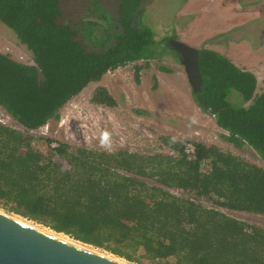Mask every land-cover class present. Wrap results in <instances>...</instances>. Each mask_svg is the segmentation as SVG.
Returning a JSON list of instances; mask_svg holds the SVG:
<instances>
[{
	"label": "trees",
	"instance_id": "1",
	"mask_svg": "<svg viewBox=\"0 0 264 264\" xmlns=\"http://www.w3.org/2000/svg\"><path fill=\"white\" fill-rule=\"evenodd\" d=\"M145 1L120 0L118 30L106 40L112 46L97 52L60 21L61 0H0V22L34 62L0 52V107L21 127L0 122V209L131 264H264V228L222 211L264 216L263 167L200 142L188 160L179 139H164L174 157L107 153L34 135L108 72L157 56L154 32L135 24ZM200 53L204 88L192 92L194 101L230 141L264 160L257 77L215 51ZM92 101L116 106L104 88Z\"/></svg>",
	"mask_w": 264,
	"mask_h": 264
},
{
	"label": "rangeland",
	"instance_id": "2",
	"mask_svg": "<svg viewBox=\"0 0 264 264\" xmlns=\"http://www.w3.org/2000/svg\"><path fill=\"white\" fill-rule=\"evenodd\" d=\"M61 1L60 21L77 31V39L88 51L100 52L105 46H112V43H106V40L109 34L114 35L118 30L120 0ZM186 1L146 0L142 6L143 16L139 17L135 24L139 26L144 23L154 32L158 43L157 56L151 60L137 61L108 72L100 82L91 83L68 103L62 109L59 119L52 120L47 126L34 132V135L62 141L73 147L107 153L126 150L140 155L165 154L174 157L178 156V153H174L164 139H179L183 144L200 142L207 146H217L224 152L264 168V160L253 148L248 144L237 146L229 140L230 134L219 128L214 116L201 111L192 97V88L177 54L166 48L169 40H180V32L177 29L187 28V23L178 21V13ZM217 2L223 1L199 0L193 6L194 10L203 12L202 15H194V20L196 18L198 20L195 21L196 25L191 35L199 38L195 42L196 49L210 50V46L213 45H209L211 40L206 41L211 39L206 37V33L212 34L215 30H224L225 21H229L231 17L229 11L221 9L220 3ZM261 2L259 7H261V17H264V0ZM228 4L231 5V2ZM239 4L246 5L247 0H240ZM230 5L227 7L229 8ZM221 35L223 36L213 34L216 39L220 38L219 40L226 36V34ZM233 38L238 39L236 43L231 44V41L229 43L228 39ZM244 41L252 45L253 52H258L246 54L245 46L242 45ZM232 45L237 46L232 50L234 52L230 49ZM220 46L222 47L217 48L220 52L218 50L216 52L220 54L231 52V60H236L241 67L263 69L260 71L262 74L258 93L264 91V66L262 67L260 63L264 55L262 58L258 57L260 54L258 47L264 46L256 41L251 28L244 27L236 33H231L227 41ZM0 52L23 64L34 63L32 54L19 42L15 32L1 22ZM254 60H256L255 65L251 63ZM99 88H104L110 93L116 101L115 107L99 105L92 101ZM233 101L242 103L237 94H234ZM0 122L21 129L1 107ZM105 131L110 133L109 146H102L100 143L102 133ZM53 146L57 147L58 144L54 142ZM178 194L198 200L207 207L213 205L206 199H197L194 195L187 196L182 192ZM0 210L8 213L3 209ZM222 211L244 222L264 228L263 215L226 209Z\"/></svg>",
	"mask_w": 264,
	"mask_h": 264
},
{
	"label": "water",
	"instance_id": "3",
	"mask_svg": "<svg viewBox=\"0 0 264 264\" xmlns=\"http://www.w3.org/2000/svg\"><path fill=\"white\" fill-rule=\"evenodd\" d=\"M168 47L178 56L195 92L204 88L200 50L171 39ZM0 264H121L67 243L0 213Z\"/></svg>",
	"mask_w": 264,
	"mask_h": 264
},
{
	"label": "crops",
	"instance_id": "4",
	"mask_svg": "<svg viewBox=\"0 0 264 264\" xmlns=\"http://www.w3.org/2000/svg\"><path fill=\"white\" fill-rule=\"evenodd\" d=\"M197 1H199V0H187L186 3L184 4V6L182 7V9L178 13V21L187 23L186 29H183V30L177 29V31L180 32V41H182V42H184L187 45L192 46V47H195V44H196L195 42L198 41V39H199V38H195L193 36V34L191 35V32L193 31V28L196 25V23L194 22V17H195L194 15H196V14L202 15V13H203L202 11L194 10L193 6L195 3H197ZM203 1L204 2L205 1L211 2L213 0H203ZM214 1H216V0H214ZM239 1L240 0H225L224 2H217V3H220L221 9L224 8V9H227L229 11V13H230L229 16H231V17H230L229 21L228 20L225 21L224 27H226V28L224 30H220V31L219 30H215V31L212 30L213 31L212 34L206 33V37L211 38V39L206 38L207 39L206 41L211 40L209 45H213V46H210L211 47L210 50H213V51L218 50L219 47H222L220 45L224 41L225 42L227 41V38H229V35L231 33H236L239 31V30L236 31V29H238V28L243 29L244 27L245 28H251V31H253L254 38L256 39V41L258 43H260V45L264 46V17H261L262 16L261 12H260L261 7H259V5H261V3H262L261 2L262 0H247L246 5L245 4H239ZM228 2H231V5L228 4ZM226 3L228 5H226ZM229 5H230V7L228 8L227 6H229ZM195 21L197 22V18ZM255 33H256V35H255ZM213 34H219L220 36H223L221 34H226V36L224 38L222 37V40H219L220 38L216 39V37H214L216 35L213 36ZM216 40H219V41H216ZM237 40H238L237 38H233L232 40L228 39V42L230 43V41H231V44H234V43H236ZM242 45L245 46L244 50H245L246 54H249L250 52H252L253 54H256V52H258V51L253 52L254 50L251 48L252 45L248 44L247 41H244ZM234 48H237V46L232 45L230 48L231 51ZM258 50L260 52L258 57L262 58L264 55V47H260V48L258 47ZM232 52H234V51H232ZM227 54H228L229 59L231 60V58H230L231 52H229ZM258 57L256 56V58H258ZM232 62H234V64L236 66H238L239 68L244 69V70H248V71L254 73L255 76L257 77V79L260 80V77L262 74L260 71H262L263 69L260 70V68H258V67H257V70L255 68H244V67H241L238 64V62H236V60H232ZM251 63L253 65H255L256 60L252 61ZM260 63L262 64V67H263L264 66V59H261Z\"/></svg>",
	"mask_w": 264,
	"mask_h": 264
},
{
	"label": "bare ground",
	"instance_id": "5",
	"mask_svg": "<svg viewBox=\"0 0 264 264\" xmlns=\"http://www.w3.org/2000/svg\"><path fill=\"white\" fill-rule=\"evenodd\" d=\"M0 213L1 214H4V215H8L12 219H14L16 221H20L21 223H24V224H26V225H28L30 227L35 228L36 230L42 231V232L47 233V234L52 235V236H56V237L60 238L61 240L65 241L67 243H70V244H73V245H77V246H79V247H81L83 249H86V250H90V251H92V252H94L96 254L102 255L103 257H106V258L111 259L113 261H116L118 263H121V264H131V263L127 262L124 259L118 258V257H116V256H114L112 254L107 253V252L100 251L98 249H94L91 246L84 245V244H82V243H80V242H78L76 240H73L72 238H70L67 235L58 234V233H56V232H54L52 230L47 229L44 226H41V225L38 226L36 223L30 222V221H28L26 219H23V218L19 217V216L10 215V214L5 213V212H3L1 210H0Z\"/></svg>",
	"mask_w": 264,
	"mask_h": 264
},
{
	"label": "built area",
	"instance_id": "6",
	"mask_svg": "<svg viewBox=\"0 0 264 264\" xmlns=\"http://www.w3.org/2000/svg\"><path fill=\"white\" fill-rule=\"evenodd\" d=\"M194 143H184V152L188 157V160H194L196 158V151H195Z\"/></svg>",
	"mask_w": 264,
	"mask_h": 264
},
{
	"label": "clouds",
	"instance_id": "7",
	"mask_svg": "<svg viewBox=\"0 0 264 264\" xmlns=\"http://www.w3.org/2000/svg\"><path fill=\"white\" fill-rule=\"evenodd\" d=\"M100 143L102 146H109L110 145V133L105 131L102 133Z\"/></svg>",
	"mask_w": 264,
	"mask_h": 264
},
{
	"label": "flooded vegetation",
	"instance_id": "8",
	"mask_svg": "<svg viewBox=\"0 0 264 264\" xmlns=\"http://www.w3.org/2000/svg\"><path fill=\"white\" fill-rule=\"evenodd\" d=\"M223 2H224V0H222ZM195 19V18H194ZM197 20H198V18H197ZM194 22H195V20H194ZM238 30H241V28H238V29H236V31H238ZM166 46L168 47V43H166ZM192 47V46H191ZM169 48V47H168ZM170 49V48H169ZM209 50V49H208ZM213 51V50H212ZM216 52V51H215ZM218 53V52H217ZM220 54V53H219ZM221 55H223V56H225V57H227L228 59H229V57H228V54H221ZM178 58V57H177ZM144 60H151V59H144ZM141 61V60H140ZM232 61V60H231ZM234 63V62H233ZM190 83V82H189ZM258 83H259V80H258ZM191 86V85H190ZM259 86H260V84H259ZM191 88H192V86H191ZM260 88V87H259ZM258 88V89H259ZM194 90H193V88H192V92H193ZM195 92V91H194ZM257 93H258V91H257ZM192 97H193V94H192ZM194 99V98H193ZM196 103V102H195ZM202 111V110H201ZM203 112V111H202ZM204 113V112H203ZM48 125V124H47ZM220 128V127H219ZM222 129V128H221ZM227 132V131H226Z\"/></svg>",
	"mask_w": 264,
	"mask_h": 264
}]
</instances>
